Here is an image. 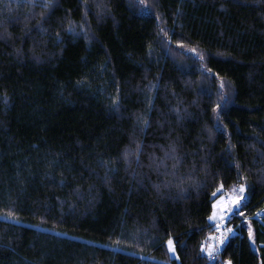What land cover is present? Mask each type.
Masks as SVG:
<instances>
[{
  "label": "trees",
  "instance_id": "16d2710c",
  "mask_svg": "<svg viewBox=\"0 0 264 264\" xmlns=\"http://www.w3.org/2000/svg\"><path fill=\"white\" fill-rule=\"evenodd\" d=\"M46 3L0 0V264H264V0Z\"/></svg>",
  "mask_w": 264,
  "mask_h": 264
},
{
  "label": "snow or ice",
  "instance_id": "6c2138e0",
  "mask_svg": "<svg viewBox=\"0 0 264 264\" xmlns=\"http://www.w3.org/2000/svg\"><path fill=\"white\" fill-rule=\"evenodd\" d=\"M139 3L143 5L145 8L147 7L146 0H139ZM50 6V0L49 3H46L44 7H49ZM195 51V50H193ZM221 87L223 88L224 85L223 83L221 84ZM219 107V105H217ZM223 185L217 188L216 192H213V197L217 195L219 191L222 190ZM239 196H230V197H223L221 196L218 200H214L212 202V214L209 215L208 220L216 222L215 227L216 231L221 232L219 237H216L214 234H210L208 237L209 240H214L215 243H209L207 245L201 244L200 246V251L202 253H205L209 260H213L216 258V256L221 252V246L225 244L226 240L228 239L227 233H231L233 230L227 226L223 227V231H221L222 227V221L225 219V217L229 214L232 213L234 208L235 209H240L242 201L245 199L244 193H245V184H240L239 186ZM240 215H243V212L240 213ZM3 219H15L13 213L9 211L6 216L3 217ZM249 232V239L252 238V228L251 225H249L248 228ZM167 245H168V251L172 255H176V247L173 241L172 237H169L167 240ZM177 259H179L178 256H176ZM225 264H231V261H226Z\"/></svg>",
  "mask_w": 264,
  "mask_h": 264
},
{
  "label": "built area",
  "instance_id": "2783aa9c",
  "mask_svg": "<svg viewBox=\"0 0 264 264\" xmlns=\"http://www.w3.org/2000/svg\"><path fill=\"white\" fill-rule=\"evenodd\" d=\"M226 198H227V197H226ZM221 223H222L221 231H223V227H224V226H227V227H229V228H231V229L233 230L231 233H227V236H229V238L232 237V236L237 235V227H238V225H234L233 223H230V222H228L227 220H225L224 222H221ZM214 231H215V232H214V235H215L216 237H219L220 234H221V232L216 231V227L214 228ZM229 238H228V239H229ZM228 239L226 240L225 244L227 243ZM225 244H223V245L221 246V249H222V247H223Z\"/></svg>",
  "mask_w": 264,
  "mask_h": 264
},
{
  "label": "rangeland",
  "instance_id": "374dc122",
  "mask_svg": "<svg viewBox=\"0 0 264 264\" xmlns=\"http://www.w3.org/2000/svg\"><path fill=\"white\" fill-rule=\"evenodd\" d=\"M233 195H235V196H239L240 195V192H239V187L238 188H236V189H233L232 191H231V195L230 196H233ZM244 196H245V194H244ZM227 197V196H226ZM246 198V197H245ZM245 201V199L242 201V202H244ZM211 214H212V212H211ZM225 219H226V217H225ZM209 222H213V221H209ZM166 248H167V251H168V245H167V243H166ZM168 254H169V257H170V259H175L176 260V255L174 256V255H172L171 253H169V251H168Z\"/></svg>",
  "mask_w": 264,
  "mask_h": 264
},
{
  "label": "bare ground",
  "instance_id": "6f19581e",
  "mask_svg": "<svg viewBox=\"0 0 264 264\" xmlns=\"http://www.w3.org/2000/svg\"><path fill=\"white\" fill-rule=\"evenodd\" d=\"M230 216V215H229ZM201 253V252H200ZM221 263V262H220Z\"/></svg>",
  "mask_w": 264,
  "mask_h": 264
},
{
  "label": "crops",
  "instance_id": "0c3cea01",
  "mask_svg": "<svg viewBox=\"0 0 264 264\" xmlns=\"http://www.w3.org/2000/svg\"><path fill=\"white\" fill-rule=\"evenodd\" d=\"M216 223V222H215Z\"/></svg>",
  "mask_w": 264,
  "mask_h": 264
}]
</instances>
